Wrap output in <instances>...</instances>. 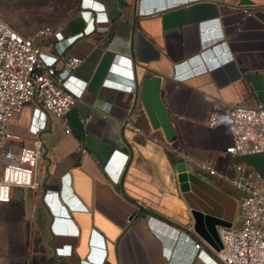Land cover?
Here are the masks:
<instances>
[{
    "label": "crops",
    "instance_id": "crops-1",
    "mask_svg": "<svg viewBox=\"0 0 264 264\" xmlns=\"http://www.w3.org/2000/svg\"><path fill=\"white\" fill-rule=\"evenodd\" d=\"M48 1L0 0V15L24 36L50 27L40 56L81 94L68 133L34 102L8 124L47 153L39 189L0 202V264H222L191 212L237 227L239 192L196 162L227 173L243 164L264 187V154L232 157L228 126L207 124L214 104L222 115L264 104V0ZM94 6L107 22L96 23ZM70 56L82 58L73 71ZM63 245L69 253L56 252Z\"/></svg>",
    "mask_w": 264,
    "mask_h": 264
},
{
    "label": "built area",
    "instance_id": "built-area-1",
    "mask_svg": "<svg viewBox=\"0 0 264 264\" xmlns=\"http://www.w3.org/2000/svg\"><path fill=\"white\" fill-rule=\"evenodd\" d=\"M96 23L108 21L106 13L94 6ZM51 33L50 27L38 29L34 36H24L0 15V202H9L15 188L37 191L39 161L46 155L47 147L41 138L24 145L23 137L8 129V124L24 104H38L49 119L65 133L70 131L66 114L81 94L73 87L72 74L62 77L54 66L43 62L38 40ZM59 35H56L58 37ZM61 37V35H60ZM82 58L70 56L65 66L73 71ZM177 77V76H176ZM131 111V109H128ZM225 123L231 141L225 152L232 157L253 153L264 154V104L235 106L221 114L214 104L207 118L208 126ZM122 126L142 133L140 128L126 119ZM158 141L157 139H154ZM85 152L84 148L80 149ZM173 152L185 162L192 158L176 149ZM199 170L228 182L239 192L237 207L241 219L239 226H218L220 248L216 257L222 264H264V187L258 186L253 177H259L243 164L233 163L227 173L204 162H196ZM199 248L200 241L192 240ZM57 253H69L70 247L56 248Z\"/></svg>",
    "mask_w": 264,
    "mask_h": 264
},
{
    "label": "water",
    "instance_id": "water-1",
    "mask_svg": "<svg viewBox=\"0 0 264 264\" xmlns=\"http://www.w3.org/2000/svg\"><path fill=\"white\" fill-rule=\"evenodd\" d=\"M185 170V168L183 169ZM178 178L180 180V188L182 190L189 189L190 174L186 171L179 173ZM193 228L194 231L209 245L216 249H219L221 244L217 234V226H230V222L208 215H204L201 212L193 210Z\"/></svg>",
    "mask_w": 264,
    "mask_h": 264
},
{
    "label": "rangeland",
    "instance_id": "rangeland-1",
    "mask_svg": "<svg viewBox=\"0 0 264 264\" xmlns=\"http://www.w3.org/2000/svg\"><path fill=\"white\" fill-rule=\"evenodd\" d=\"M46 1H48V0H42V4L43 3H46ZM25 2L26 3H28V2H32V0H25ZM35 2H37V1H35ZM48 3H54V4H59L60 5V8L62 9V10H64V9H66L67 8V6H68V4L64 1V0H51V1H48ZM1 17L3 18V19H5L11 26H13V24L12 23H10V20L7 18V16L6 15H2L1 14ZM232 219H233V222H235V223H237L238 222V218H239V211H238V207H236L235 209H234V211L232 212Z\"/></svg>",
    "mask_w": 264,
    "mask_h": 264
}]
</instances>
